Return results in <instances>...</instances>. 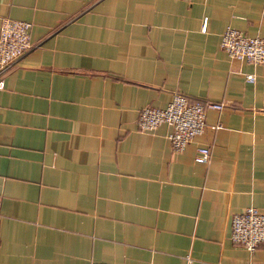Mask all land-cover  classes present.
<instances>
[{
	"label": "crops",
	"instance_id": "0c3cea01",
	"mask_svg": "<svg viewBox=\"0 0 264 264\" xmlns=\"http://www.w3.org/2000/svg\"><path fill=\"white\" fill-rule=\"evenodd\" d=\"M3 18L35 46L0 89V264H264L229 238L264 212V65L219 45L264 37V0H0ZM175 93L223 103L182 152L137 126Z\"/></svg>",
	"mask_w": 264,
	"mask_h": 264
},
{
	"label": "built area",
	"instance_id": "2783aa9c",
	"mask_svg": "<svg viewBox=\"0 0 264 264\" xmlns=\"http://www.w3.org/2000/svg\"><path fill=\"white\" fill-rule=\"evenodd\" d=\"M207 20L202 29L205 31ZM32 23L12 18H3L0 26V89L5 88V77L19 60L34 48L31 39ZM220 48L231 58L253 65H264V37L246 36L239 30L227 26L220 37ZM248 82H254V74H246ZM223 103L190 101L182 93H175L165 108L148 106L141 109L137 120L138 130L154 131L161 124L172 126L169 139L175 152H182L204 133L209 109L221 110ZM196 157L199 163H208L210 148L200 146ZM1 208V200H0ZM230 240L248 252L264 244V212L253 206L232 215ZM192 259L189 260L191 264Z\"/></svg>",
	"mask_w": 264,
	"mask_h": 264
}]
</instances>
